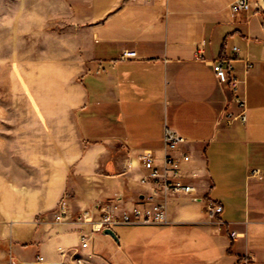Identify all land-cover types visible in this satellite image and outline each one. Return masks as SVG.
I'll list each match as a JSON object with an SVG mask.
<instances>
[{
  "label": "crops",
  "instance_id": "crops-1",
  "mask_svg": "<svg viewBox=\"0 0 264 264\" xmlns=\"http://www.w3.org/2000/svg\"><path fill=\"white\" fill-rule=\"evenodd\" d=\"M235 1L59 0L78 35L59 70L69 87L61 101L75 116L69 135L80 140L54 144L46 191L4 205L0 244L11 261L77 264L63 249L83 264H264V13L251 0L233 15ZM125 51L138 57L122 61ZM219 60L232 61L243 108L218 79ZM227 113L246 121L228 124ZM169 130L186 141L197 192L170 198L166 226L118 227L119 242L96 233L82 250L91 226L55 222L60 201L68 197L75 216L119 198L132 206L144 192L138 157L162 161Z\"/></svg>",
  "mask_w": 264,
  "mask_h": 264
},
{
  "label": "rangeland",
  "instance_id": "rangeland-1",
  "mask_svg": "<svg viewBox=\"0 0 264 264\" xmlns=\"http://www.w3.org/2000/svg\"><path fill=\"white\" fill-rule=\"evenodd\" d=\"M68 12L59 0H0V225L10 223L4 205L47 190L46 171L53 169L58 144L72 136L80 140L77 130L69 135L75 116L61 101L69 89L62 85L68 72L59 70L66 62L61 51L67 52L69 39L78 36L69 35ZM64 199L77 218L84 209L75 216ZM7 249L0 244V255L6 256L2 264L12 262Z\"/></svg>",
  "mask_w": 264,
  "mask_h": 264
},
{
  "label": "built area",
  "instance_id": "built-area-1",
  "mask_svg": "<svg viewBox=\"0 0 264 264\" xmlns=\"http://www.w3.org/2000/svg\"><path fill=\"white\" fill-rule=\"evenodd\" d=\"M151 1V0H148ZM251 0H236L230 10L233 15H238L251 10ZM237 50V49H236ZM238 51V50H237ZM136 52L125 51L121 55L122 61H128L137 58ZM248 68L251 65L248 64ZM214 71L222 84H227L233 94L235 103L244 107V102L239 97V82L233 74L234 68L231 60H219L214 63ZM228 124L233 120L241 119L246 121L245 115L235 117L232 113L226 115ZM186 141L174 131H167L165 135V155L160 161L152 151H145L138 158L142 163L144 174L140 182L148 188V193L143 194L140 199L128 207L125 202L118 200L116 202H101L93 208L84 209L77 218L70 216L68 203L62 199L58 211L55 214V222L62 223L70 219L81 225H90V232H82L80 235V248L86 250L89 248L90 240L96 233H102L105 229L115 230L121 226L138 225H158L165 226L169 223L168 205L171 197L176 195L193 196L197 192V186L193 182L198 177L194 173L188 177L185 173L186 165L191 163L192 155L180 148ZM213 212L220 213L222 207L215 206ZM238 236L232 232L231 237L235 239ZM62 257L66 258L69 254L72 260L77 264H83L82 258H74V251L71 252L59 249ZM42 261L43 258H40ZM11 264H17L12 261Z\"/></svg>",
  "mask_w": 264,
  "mask_h": 264
},
{
  "label": "water",
  "instance_id": "water-1",
  "mask_svg": "<svg viewBox=\"0 0 264 264\" xmlns=\"http://www.w3.org/2000/svg\"><path fill=\"white\" fill-rule=\"evenodd\" d=\"M258 1H259V5L261 6L262 10L264 11V0H258ZM102 234L107 235V236H111L114 240L119 242L118 237L113 230L105 229L102 231Z\"/></svg>",
  "mask_w": 264,
  "mask_h": 264
},
{
  "label": "bare ground",
  "instance_id": "bare-ground-1",
  "mask_svg": "<svg viewBox=\"0 0 264 264\" xmlns=\"http://www.w3.org/2000/svg\"><path fill=\"white\" fill-rule=\"evenodd\" d=\"M77 255H78V252L74 253L75 258H79V256L76 257Z\"/></svg>",
  "mask_w": 264,
  "mask_h": 264
}]
</instances>
